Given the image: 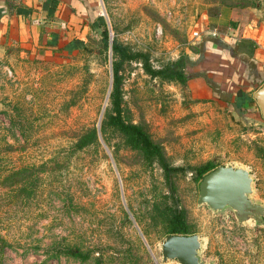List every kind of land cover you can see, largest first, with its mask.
<instances>
[{
	"label": "rangeland",
	"instance_id": "rangeland-1",
	"mask_svg": "<svg viewBox=\"0 0 264 264\" xmlns=\"http://www.w3.org/2000/svg\"><path fill=\"white\" fill-rule=\"evenodd\" d=\"M102 1L108 49L97 19L75 49L0 58V238L8 243L0 242V264H163L175 209L199 237L202 262L264 264V225L199 206L194 180L206 163L243 167L254 179L253 201L264 205L258 86L225 49L205 42L200 53L208 35L264 68V0ZM113 41L147 54L155 69L203 56L187 73L205 72L218 85L152 78L138 61L122 67L123 107L179 169L170 183L110 128L99 145L73 150L82 130L108 119ZM222 91L232 93L230 103L218 98Z\"/></svg>",
	"mask_w": 264,
	"mask_h": 264
},
{
	"label": "trees",
	"instance_id": "trees-1",
	"mask_svg": "<svg viewBox=\"0 0 264 264\" xmlns=\"http://www.w3.org/2000/svg\"><path fill=\"white\" fill-rule=\"evenodd\" d=\"M98 20L101 22L103 28L101 33L103 44L106 49H108V32L105 25V21L102 16H100ZM204 38V42L201 44V55L202 52L204 53L205 50V42H211L217 45L218 47H221L228 51V55H230L231 58L240 61L244 65L245 69L247 70L246 79H250L249 83L252 82L251 84H257L258 87L256 89H258L264 83V79L260 78L262 74L259 68L257 67L256 62L252 59H249L246 53L237 51V48L234 46L223 45L222 43L215 39H212L208 35ZM110 49L112 52L113 59V81L111 86V93L109 96L110 112L108 119L105 121L104 124H102L99 129H97L96 127H89L85 130H82L80 134L76 136V142L74 144L73 150L74 152H79L83 151L84 149L90 146L99 145V140L101 139L100 137H102L104 140V137H106L108 133L107 128H110L112 131L118 133L123 144L126 147L136 151L145 162L149 164L157 162L164 172L166 181L170 183L171 174L177 172L179 169L173 168L167 163L161 147L151 140L149 134L142 126L134 124L130 120L129 111L127 109H124L123 107L121 76L122 67L125 62L138 61L139 63H141L144 72L150 77L160 78L162 80L167 81H176L178 83L184 84L187 81L197 77L207 79L205 72H194L190 74L187 73L188 69L196 67L203 62V56H201V58L196 61H192L188 56L182 55L176 61L168 63L160 69H155L151 65L149 56L147 54L134 53L128 47L123 46L122 44L115 41H113V43L110 45ZM207 82L209 83V86L214 89H216L218 86L216 83H214V81H211L209 79H207ZM218 98L224 102L230 103L232 93L222 91L221 94L218 95ZM232 106L235 108V110H239L237 109V106L235 104ZM214 169L215 167L211 163H206L194 169V180L196 181L198 186L203 177ZM37 187L38 184L35 182V197H37L38 195ZM189 234V228L185 222L182 211H180L179 209L173 210L170 214L169 229L167 235ZM0 242L2 244H6V246L8 244L5 243V241H3L1 238ZM64 252L76 258H84L82 253L76 248L65 249Z\"/></svg>",
	"mask_w": 264,
	"mask_h": 264
},
{
	"label": "crops",
	"instance_id": "crops-1",
	"mask_svg": "<svg viewBox=\"0 0 264 264\" xmlns=\"http://www.w3.org/2000/svg\"><path fill=\"white\" fill-rule=\"evenodd\" d=\"M102 4V0H0V58L12 50L45 56L75 49L82 33L102 16ZM252 58L264 79V68Z\"/></svg>",
	"mask_w": 264,
	"mask_h": 264
},
{
	"label": "water",
	"instance_id": "water-1",
	"mask_svg": "<svg viewBox=\"0 0 264 264\" xmlns=\"http://www.w3.org/2000/svg\"><path fill=\"white\" fill-rule=\"evenodd\" d=\"M264 119V83L253 93ZM254 179L243 167L219 166L201 180L197 204L214 213L229 209L239 224L253 221L264 225V205L252 199ZM201 242L197 235H168L161 244L162 263L206 264L200 259Z\"/></svg>",
	"mask_w": 264,
	"mask_h": 264
}]
</instances>
